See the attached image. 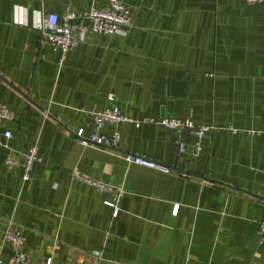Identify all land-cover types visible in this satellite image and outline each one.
Here are the masks:
<instances>
[{
	"label": "crops",
	"instance_id": "crops-1",
	"mask_svg": "<svg viewBox=\"0 0 264 264\" xmlns=\"http://www.w3.org/2000/svg\"><path fill=\"white\" fill-rule=\"evenodd\" d=\"M122 1L125 35L91 32L63 57L42 36L43 13L82 15L107 0H0V105L14 114L9 147L0 143V258L14 253L11 228L32 264H85L94 251L102 264H264V2ZM115 105L141 122L103 131L119 130L121 151L169 173L80 143L92 112ZM164 117L209 126L200 150ZM35 144L43 162L25 181Z\"/></svg>",
	"mask_w": 264,
	"mask_h": 264
},
{
	"label": "built area",
	"instance_id": "built-area-1",
	"mask_svg": "<svg viewBox=\"0 0 264 264\" xmlns=\"http://www.w3.org/2000/svg\"><path fill=\"white\" fill-rule=\"evenodd\" d=\"M108 5L105 7H92L91 10L82 15L75 12H66L60 15L56 12H47L42 15V36L50 42L55 48L62 51L63 57L75 49L86 40L89 33L103 34H118L125 35L132 23L131 9L123 3L122 0H107ZM249 3H261L264 0H246ZM95 129L89 135L84 134V129H79L76 135L80 143L84 146L102 149L114 153L121 157L128 164H138L147 168H151L158 172L169 173L170 167L159 161L143 157L142 155L131 152H123L120 150L122 133L115 130L113 133H106L103 127L107 123L119 124L127 121H135L139 125L141 120H133L125 115L118 105L106 107L101 110L93 111ZM14 118L13 112L5 106L0 105V135L5 138L1 141L3 145L9 147L8 141L14 136L11 129L5 128L4 124L8 120ZM153 121V119H143ZM159 123L173 129L189 128L192 130L196 139L194 147L196 151L201 148V139L204 133L210 128L207 125L196 126L190 119H179L176 117H164L159 120ZM184 147V142L178 143V150L181 151ZM25 162L23 164L24 174L23 179L29 180L31 171L35 163L43 162V158L39 153L38 145H32L24 154ZM5 163L8 168H12L18 164V157L15 153L10 152ZM76 178L97 187L101 191L116 192V190L100 180L88 177L82 174H76ZM119 194V192H116ZM114 208V215L118 213L117 198L114 201H107ZM177 210V205L173 207V211ZM259 241H264V220L260 221L258 227ZM5 240L9 241L14 247V253L9 262L3 261L0 258V264H32L31 256L21 249L24 244V236L13 229L9 228L5 233ZM104 256L102 251H94L90 260L85 264H102ZM46 264H51V259H48Z\"/></svg>",
	"mask_w": 264,
	"mask_h": 264
}]
</instances>
